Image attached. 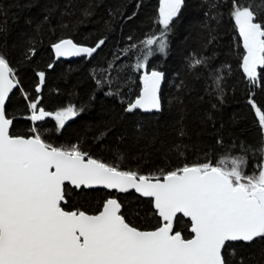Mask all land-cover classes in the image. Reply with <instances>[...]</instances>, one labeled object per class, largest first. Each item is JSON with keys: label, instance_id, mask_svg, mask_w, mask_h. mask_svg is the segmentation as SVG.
Here are the masks:
<instances>
[{"label": "trees", "instance_id": "16d2710c", "mask_svg": "<svg viewBox=\"0 0 264 264\" xmlns=\"http://www.w3.org/2000/svg\"><path fill=\"white\" fill-rule=\"evenodd\" d=\"M160 6L161 0H0V55L19 81L6 105L11 133L29 136L35 127L54 147L78 145L94 159L153 178L205 162L223 161L220 166L230 169L231 160L241 156L247 159L245 173H258L264 134L250 101L264 110V70L258 69L256 85L243 72L245 50L230 16L232 0H185L163 37L165 51L150 46L154 54L146 69L137 70L150 50L144 42L165 31ZM252 6L264 9V0H252ZM63 39L104 44L91 57L57 61L53 45ZM195 59L204 63L191 67ZM153 70L164 73L162 110L125 112L139 97L144 71ZM36 99L37 108L48 112L68 106L83 111L63 128L52 117L32 121L30 103ZM70 195L72 209L96 214L117 197L133 226L162 225L152 200L134 192L77 189ZM190 226L183 218L176 230L191 238ZM234 250L233 264L240 258L264 264V241L236 242Z\"/></svg>", "mask_w": 264, "mask_h": 264}, {"label": "snow or ice", "instance_id": "6c2138e0", "mask_svg": "<svg viewBox=\"0 0 264 264\" xmlns=\"http://www.w3.org/2000/svg\"><path fill=\"white\" fill-rule=\"evenodd\" d=\"M184 2L161 0L159 23L165 31L147 39L146 47L159 40V51H165L163 37ZM230 16L245 50L243 72L256 85L261 78L258 69L264 70V9L254 10L252 0H232ZM103 44L101 39L86 47L63 39L53 47L57 57H91ZM151 55L149 50L135 68L146 69ZM203 63L195 59L191 67ZM13 75L0 55V264H233L234 242L264 241V162L257 165L258 173L250 175L243 170L244 156L233 158L230 169L220 166L223 161L215 166L210 162L185 165L165 173L161 180L101 162L78 145L54 147L35 127L29 136L12 134L13 120L5 105L19 83L10 78ZM39 77L43 84L44 73ZM163 78V72L144 71L142 92L125 112H160ZM222 79L216 78L217 89ZM250 103L264 134V110ZM38 104L39 99L30 103V119L52 117L60 128L83 111L68 106L48 112L38 109ZM241 151H247L246 146ZM259 151L264 153V145ZM97 186L121 193L135 189L152 198L163 225L150 231L133 226L116 198H108L96 214L69 207L71 192ZM185 217L194 234L191 238L176 230ZM236 264H244L243 258Z\"/></svg>", "mask_w": 264, "mask_h": 264}, {"label": "water", "instance_id": "95a60500", "mask_svg": "<svg viewBox=\"0 0 264 264\" xmlns=\"http://www.w3.org/2000/svg\"><path fill=\"white\" fill-rule=\"evenodd\" d=\"M75 43V42H74ZM79 45V44H78ZM80 46H84V45H80ZM86 47H88V46H86ZM54 52H55V50H54ZM55 56H56V54H55ZM83 56H87L86 54L85 55H81V56H69V57H57L56 56V60L57 61H59V60H73V59H77V58H79V57H83ZM10 78H12L13 80H14V77L12 76V77H10ZM16 81V80H15ZM163 85V80H162V82H161V86ZM160 86V94H161V90H162V87ZM17 88H18V85H17ZM17 88H14L13 90H12V92L11 93H9V99H10V97L13 95V92H15L16 90H17ZM142 88H143V86H142ZM141 92H142V89H141V91H140V94H141ZM139 94V95H140ZM9 101V100H8ZM8 101L6 102V105L8 104ZM6 105H5V108H6ZM141 111H143V110H141ZM153 111H155V110H153ZM152 112V111H151ZM143 113H150V112H145V111H143ZM67 121H70V119L69 120H67ZM11 129H12V127H11ZM10 129V130H11ZM11 132V131H10ZM163 178H161V180H162ZM92 189H104L103 187H100V186H97V187H94V188H92ZM78 190H80V189H78ZM88 191H89V189H87ZM104 190H106L107 192H112V193H116V194H127V193H131V192H134V193H136L138 196H140V197H143L140 193H137L136 191H135V189H129V191L128 192H126V193H121V192H118L117 190H115V189H104ZM110 198H114V197H110ZM118 201H119V199L117 198V197H115ZM143 198H146V199H151L152 200V198H150V197H143ZM120 202V201H119ZM153 206H154V204H153ZM155 209V208H154ZM102 210V209H101ZM155 211L157 212V210L155 209ZM156 215H158V213L156 214ZM179 215H181V214H178V216ZM159 217V216H158ZM160 219H161V222H162V225H163V220H162V218L161 217H159ZM185 219H187V220H189V218H187V217H185ZM161 225V226H162ZM191 227V226H190ZM154 230H155V228H154ZM150 231V230H149ZM192 235H194V234H192ZM234 243H236V242H234Z\"/></svg>", "mask_w": 264, "mask_h": 264}, {"label": "rangeland", "instance_id": "374dc122", "mask_svg": "<svg viewBox=\"0 0 264 264\" xmlns=\"http://www.w3.org/2000/svg\"><path fill=\"white\" fill-rule=\"evenodd\" d=\"M151 46H152V45H151ZM153 48H156V49L159 48V40L157 41L156 44L153 45ZM153 48H150V50H151V52H152V55L154 54V53H153V51H154ZM152 50H153V51H152ZM152 55H151V56H152ZM151 56H149V57H151ZM66 108H67V107H66ZM63 109H64V108H63ZM61 110H62V109H61ZM57 123H58V122H57Z\"/></svg>", "mask_w": 264, "mask_h": 264}]
</instances>
